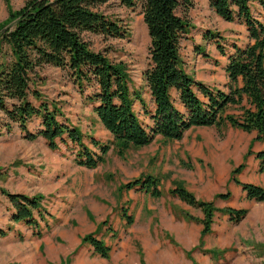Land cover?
Instances as JSON below:
<instances>
[{
    "label": "rangeland",
    "instance_id": "rangeland-1",
    "mask_svg": "<svg viewBox=\"0 0 264 264\" xmlns=\"http://www.w3.org/2000/svg\"><path fill=\"white\" fill-rule=\"evenodd\" d=\"M26 1L9 0V5L18 10ZM190 1L191 7L177 10V15L192 26L180 44L184 69L195 80L228 92L224 72L227 61L220 56L216 43L230 54L232 45L245 43V27L217 17L209 0ZM98 10L129 34L124 39H112L87 33L85 39L93 51L125 64L131 87L142 90L150 110L152 103L143 80L149 66L150 40L140 6L126 8L111 0ZM251 10L257 17L262 8L255 1ZM6 18L5 3L0 0V23ZM37 71L36 87L47 102L60 109L63 117L58 119L76 127L82 143L92 151L98 153L91 138L110 149L102 164L86 170L76 164L77 148L68 140L66 144L58 142V149L51 151L42 138L33 142L23 139L15 126L11 134L0 137V230L5 233L0 235V264H264V202L247 199L231 182V172L244 164L237 180L264 187V174L259 172L255 158L262 144H253L252 154L246 156L250 137L233 133L213 141L200 156H193L182 142L156 136L149 145L130 148L120 155L113 137L67 73L49 66ZM92 90L86 89L85 95ZM133 108L145 127L151 125L139 103ZM228 113L239 114L233 108ZM39 124V119H33L28 129L34 132ZM145 176L159 179L160 198L139 189H120ZM178 184L196 199L213 202L217 209H244L246 217L233 224L223 213H215L211 232L202 237V225L185 219L187 213L201 219L202 213L169 194ZM2 191L43 196L42 206L47 212L44 221L36 214L38 226L33 228L11 222L14 208ZM226 193L231 195L228 201L215 199ZM125 213L132 218L130 225L122 216ZM89 234L110 247L108 259L95 255L82 243ZM206 251L219 255L212 257Z\"/></svg>",
    "mask_w": 264,
    "mask_h": 264
},
{
    "label": "trees",
    "instance_id": "trees-1",
    "mask_svg": "<svg viewBox=\"0 0 264 264\" xmlns=\"http://www.w3.org/2000/svg\"><path fill=\"white\" fill-rule=\"evenodd\" d=\"M111 0H27L13 10L4 0L7 18L0 23V137L9 135L14 126L23 139L33 142L42 138L51 151L66 140L77 148L75 162L94 170L105 160L110 146L91 138L98 153L82 143L80 131L58 117L60 109L47 102L36 87L37 70L45 66L65 71L84 97L105 131L113 137L118 154L142 148L160 136L167 141H179L193 127H215L220 138L221 128L230 125L245 133H256L254 142H264V18L254 16L255 1L264 10V0H209L214 14L225 22L243 25L249 41L245 46L232 45L227 54L220 43L217 50L226 57L224 72L228 92L211 88L197 81L184 69L180 44L192 26L177 15L181 6H192L190 0H116L126 8H141L147 28L149 66L143 73L145 88L153 109L142 97V90L133 89L125 64L112 62L106 54L92 50L85 39L87 33L104 38L124 39L128 30L98 10ZM214 39L216 35L209 33ZM203 53L202 49H198ZM88 88L93 90L85 95ZM173 94H175L173 96ZM139 103L151 125L145 127L134 111ZM230 108L239 112L229 114ZM39 119V128L32 132L28 124ZM252 154L250 148L246 156ZM258 170L264 174V151L255 153ZM239 165L231 172V181L240 186L249 200L264 202V187L240 183L236 176L244 169ZM159 179L145 176L130 181L121 190L139 189L159 198ZM14 208L10 221L29 227L38 226L35 215L44 221L41 195L26 196L2 191ZM169 194L180 202L198 209V219L185 214L187 221L202 225L201 236L211 232L215 213H223L233 224L247 214L244 209H217L213 202L200 201L178 184ZM230 194H218L215 199L228 200ZM128 225L132 218L122 214ZM39 234V233H37ZM0 235L5 233L0 230ZM93 253L102 259L110 257L111 249L94 234L82 238ZM217 257L219 252L206 251Z\"/></svg>",
    "mask_w": 264,
    "mask_h": 264
},
{
    "label": "crops",
    "instance_id": "crops-1",
    "mask_svg": "<svg viewBox=\"0 0 264 264\" xmlns=\"http://www.w3.org/2000/svg\"><path fill=\"white\" fill-rule=\"evenodd\" d=\"M262 8V7H261ZM259 18L260 20H262L264 18V10L262 8V10L259 13ZM246 30V29H245ZM246 32V31H245ZM249 41L247 39V32L245 33V43L243 44V46H245L246 44H248ZM147 90V89H146ZM153 109V104H151ZM221 132H222V137L220 138L218 130L215 127H193L191 129H189L188 131H186L184 133V136L181 140H179V142H182L184 145H186V151L189 154H192L193 156H200L201 155V151L203 149H206L207 147H209L210 144L213 143V141L215 140H223L224 138L227 137V135H231L233 133L236 134H243V135H248L250 137L249 139V145L247 147V151L250 148V150L252 151V147L253 144L255 146V144H262L264 146V142H254V139L256 137V133L252 132V133H245L242 132L238 129H234L232 128L230 125H225L221 128ZM159 137V136H158ZM246 151V153H247ZM260 151H264V147L262 150H258L257 152ZM87 170V169H86ZM239 180V179H238ZM232 182V181H231ZM235 186L240 187L238 185H236L234 182H232ZM243 183V182H241ZM243 184H251V183H243ZM175 187V186H174ZM173 187V188H174ZM172 188V189H173ZM241 188V187H240ZM242 189V188H241ZM136 190V189H135ZM243 191V190H242ZM243 193H245L243 191ZM246 194V193H245ZM161 197V196H160ZM159 197V198H160ZM156 198V197H155ZM175 198V197H174ZM231 198V195H230ZM229 198V199H230ZM228 199V200H229ZM226 200V201H228ZM186 205V204H185ZM188 206V205H187Z\"/></svg>",
    "mask_w": 264,
    "mask_h": 264
}]
</instances>
